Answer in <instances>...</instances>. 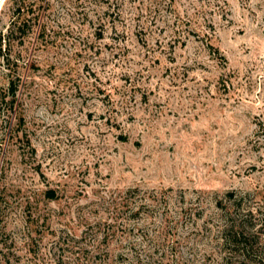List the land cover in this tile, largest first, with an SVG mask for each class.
<instances>
[{"label":"rangeland","instance_id":"374dc122","mask_svg":"<svg viewBox=\"0 0 264 264\" xmlns=\"http://www.w3.org/2000/svg\"><path fill=\"white\" fill-rule=\"evenodd\" d=\"M0 264H264V0H0Z\"/></svg>","mask_w":264,"mask_h":264},{"label":"trees","instance_id":"16d2710c","mask_svg":"<svg viewBox=\"0 0 264 264\" xmlns=\"http://www.w3.org/2000/svg\"><path fill=\"white\" fill-rule=\"evenodd\" d=\"M19 28V27H18ZM17 83L14 81V80H11L9 82V85H8V94L11 96V98L9 99V103L11 105H13V103L15 102V99H16V91H17ZM48 196L50 197H53L54 196V192L53 191H48Z\"/></svg>","mask_w":264,"mask_h":264}]
</instances>
